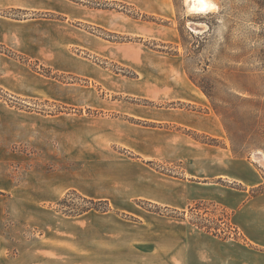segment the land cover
<instances>
[{
	"label": "rangeland",
	"instance_id": "obj_1",
	"mask_svg": "<svg viewBox=\"0 0 264 264\" xmlns=\"http://www.w3.org/2000/svg\"><path fill=\"white\" fill-rule=\"evenodd\" d=\"M213 1L218 9L206 15L189 13L186 0H39L37 9L0 12L37 27L35 48L27 45L21 54L0 45V52L30 66L43 81L41 97L0 88V264L40 255L39 245L48 239L39 219L1 191L10 182L33 181L41 171L59 176L48 180H66L87 163L92 182H107L122 160L141 158L173 178L192 180L196 171L205 177L199 180L222 182L206 173H250L257 175L251 196L264 193V0ZM154 113L195 121L212 113L220 132L138 117ZM17 115L41 117L46 130L39 138L3 139L4 124ZM140 130L169 133L171 155L146 160L120 143L123 132L133 145L145 143L137 137ZM140 204L219 238H241L230 211L216 201L199 200L177 212ZM38 208L58 211V222L89 209L112 210L107 201L74 192ZM43 254L58 264L68 258Z\"/></svg>",
	"mask_w": 264,
	"mask_h": 264
},
{
	"label": "crops",
	"instance_id": "obj_2",
	"mask_svg": "<svg viewBox=\"0 0 264 264\" xmlns=\"http://www.w3.org/2000/svg\"><path fill=\"white\" fill-rule=\"evenodd\" d=\"M39 6V0H0V12L10 8L37 9ZM38 33L40 43L41 28ZM36 44L37 27L0 13V45H12L15 52L22 54L27 45L35 48ZM31 56L37 58L35 49ZM0 88L29 98L43 95L41 75L3 52H0ZM138 115L151 121L198 128L212 135L220 132L219 120L212 113L197 117V121L189 116L177 117L176 113ZM44 130L41 117L17 115L4 124L3 139L12 140L22 134L41 137ZM140 131L137 137L145 143L133 145L128 132L122 133L120 143L146 160H164L171 155L166 143L169 133L150 131L146 135L145 131ZM86 137L89 141V128ZM89 167L84 163L82 169L68 172L66 180L62 176L61 180H48L59 176L41 171L33 181L10 182L2 186L1 191L11 203L24 206L29 218L33 215L39 219L45 232L43 237L48 238L39 245L40 255H25L19 259V264H44V261L58 264L60 261L43 254L57 252L68 256L66 264H264V193L250 194L252 185L257 184V175L212 171L206 173V178L222 177V182H209L199 180L205 177L194 171L192 180L173 178L140 158L133 162L122 160L116 165V176L113 171L109 181L92 182ZM70 192L82 198L107 201L112 210L101 214L89 211L74 220L58 222V211L38 208L54 204ZM199 200H213L226 207L241 238H219L190 226L184 218L159 213L140 204L177 212ZM56 231L71 236L72 241L59 239Z\"/></svg>",
	"mask_w": 264,
	"mask_h": 264
},
{
	"label": "bare ground",
	"instance_id": "obj_3",
	"mask_svg": "<svg viewBox=\"0 0 264 264\" xmlns=\"http://www.w3.org/2000/svg\"><path fill=\"white\" fill-rule=\"evenodd\" d=\"M186 8L189 13L206 15L217 10L218 5L213 0H186Z\"/></svg>",
	"mask_w": 264,
	"mask_h": 264
},
{
	"label": "trees",
	"instance_id": "obj_4",
	"mask_svg": "<svg viewBox=\"0 0 264 264\" xmlns=\"http://www.w3.org/2000/svg\"><path fill=\"white\" fill-rule=\"evenodd\" d=\"M92 202H94V201H92ZM98 202H103V201H98ZM95 203V202H94ZM97 209V208H96ZM91 209H89V210H87V211H83V213L85 212H88V211H90ZM98 210V209H97ZM111 209L110 208H108V209H106V210H104V212H108V211H110Z\"/></svg>",
	"mask_w": 264,
	"mask_h": 264
}]
</instances>
